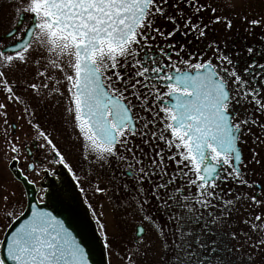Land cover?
<instances>
[{"label": "snow or ice", "instance_id": "obj_1", "mask_svg": "<svg viewBox=\"0 0 264 264\" xmlns=\"http://www.w3.org/2000/svg\"><path fill=\"white\" fill-rule=\"evenodd\" d=\"M22 3L17 23L7 33L13 41L0 44V67H11L14 61L26 64L34 50L56 57L49 66L62 72L69 85L68 111L83 141V159L93 157L90 163L110 169L115 165L113 178L119 172L120 179L130 181L123 188L133 193L131 203L144 221L155 220L153 201L157 213L168 214V231L154 225L165 237L162 264H264V199L259 198L264 185L245 178L243 157L249 138L264 143V52L252 46L243 50V58L223 52L210 25L223 23L231 29L233 22L218 15L205 20V11L215 14L217 9L204 0ZM247 23L255 28L264 19ZM260 40L264 42V36ZM193 41L200 47L189 51ZM38 76H45V71H38ZM16 87L0 71V92L6 101L21 102ZM26 87L40 90L36 83ZM24 113L32 115L27 107ZM0 120L14 129L4 102ZM28 123L43 141L37 151L54 155L49 163L62 165L75 179L72 166L49 135L31 120ZM18 140L8 141L13 161L21 152ZM43 162L33 157L27 167L35 171ZM251 162L260 164L255 151ZM229 182L262 191L242 196L228 189L234 199H225L223 186ZM14 195L0 197L2 220L8 221L0 225L5 233L0 264H91L87 241L78 239L46 206L31 203L18 215L9 211L20 203L9 199ZM241 200L253 205V211L260 210L241 222L249 231L238 233L231 227L223 235L219 227L214 231ZM103 229L101 224L103 250L110 252ZM144 231L142 226L137 229L138 243L143 242ZM241 235L243 246L231 243L239 242ZM134 255L127 257L128 264H135Z\"/></svg>", "mask_w": 264, "mask_h": 264}, {"label": "rangeland", "instance_id": "obj_2", "mask_svg": "<svg viewBox=\"0 0 264 264\" xmlns=\"http://www.w3.org/2000/svg\"><path fill=\"white\" fill-rule=\"evenodd\" d=\"M204 2L217 9L215 14L210 11L203 13L212 15L213 19L216 15L229 17L232 21L245 20L246 23L251 19H264V0H204ZM18 7H23L22 0H0V44H10L14 39L11 37L3 38L2 36L13 29V25L17 23ZM27 22L26 19L25 23ZM216 25L221 30L224 24ZM262 27L264 28V24H262ZM17 32H19V29ZM37 59L40 60L38 65L35 63ZM55 59L56 57L49 56L43 49L34 50L29 53L26 64H19L14 61L11 67H0V71L4 72L9 83L17 85L14 91L21 98L20 103L8 102L5 100V94L0 92V102L7 104L9 124L15 125L13 129L4 125L0 120V197L4 194L15 193L14 196H9V199L20 201V203L15 204L14 208L9 207L8 210L15 211L17 215L20 211H23L26 201L24 190L8 169V164L14 155L8 141L15 137L19 138L18 146H21L19 161L22 168L27 170L29 160L24 149L25 146H31L32 141L37 142V144L43 142L37 138L35 128L29 125L28 121L31 120L32 125H39L40 129L49 135L56 147L65 156L66 162L72 166L75 177L81 184L84 194L92 204L94 213L100 220V224H97L98 232H100V225H104L103 231H106L111 242V251H107L108 262L110 261L111 264H128L127 257L135 253L133 256L135 264H148L147 261L142 259L145 240L142 243H138L139 240H137L135 243L129 235L131 230L134 235L135 225L115 223V212L110 202L105 200L109 195L106 182L104 180L94 181L89 179L90 176H87L83 171L84 166L86 167V164L90 163V159L88 161L83 159V142L78 146H65V80L62 72L49 66L51 61ZM38 71H45V76H38ZM48 77H51V79L46 81ZM33 83L40 86L39 92H33L31 88L26 87ZM45 83L48 85L47 88L42 87ZM60 93H63V95ZM56 102H58V106L61 105L62 107H59V115L55 119L56 123L52 124L50 118L47 115L45 116L42 106L49 103L53 104L55 109ZM26 107L32 115L24 113ZM5 129H7V137L5 136ZM32 151H34L33 155L38 161H44L35 171L28 172L31 180L37 183L42 178L44 169L54 170L57 164L49 163V161L54 160L51 153L38 152L37 148ZM97 187L102 191H96ZM3 216L4 201L0 199V225L8 223V221L2 220ZM130 226L132 227L131 230L129 229ZM123 231L124 233H121ZM3 233L0 232V239H2ZM133 238H135V235ZM155 247L158 246L155 245Z\"/></svg>", "mask_w": 264, "mask_h": 264}, {"label": "flooded vegetation", "instance_id": "obj_3", "mask_svg": "<svg viewBox=\"0 0 264 264\" xmlns=\"http://www.w3.org/2000/svg\"><path fill=\"white\" fill-rule=\"evenodd\" d=\"M209 17H213L209 14H203V18L205 20H208ZM229 19V17H227ZM26 20V19H25ZM232 21V20H231ZM233 27L231 29H227L225 25L222 26V29L219 30L217 28V25H210L211 33L212 35L217 39V42L220 45V48L223 52L226 54H230L233 56H236L237 54L240 55L241 58L244 57L243 50L248 47L252 46L254 49H259L260 51L264 52V42H261L260 37L264 36V28L261 26L251 28L249 24L245 22V20H239V21H232ZM177 39H180L178 36ZM189 40L192 38L189 37ZM183 42V41H181ZM198 46L195 41H193V44L191 47H189V51H196L198 49ZM204 52H207L209 56H211V52H208L206 48L203 49ZM175 58V57H174ZM262 62H264V58H262ZM49 79L47 78L46 81ZM69 85L65 81V146H75L80 145L83 141L79 139V133L78 130L75 128V122L74 117L72 114L69 113L68 109L70 107L69 102V93L67 91ZM46 99V98H45ZM57 106V107H56ZM59 107H62L61 105L58 106V102L55 103V109L53 104L45 103L42 106V109L44 108L45 116L47 115L51 123H56V118L59 115ZM48 125V124H46ZM15 126V125H14ZM254 132H257V129H253ZM254 138H249L247 141V144L243 146V157H244V163L247 165L246 169V176L245 178L251 181H256L257 183L264 185V143H254ZM37 142L32 141L31 146H25V151L28 156V164L33 163V155L32 150L36 149ZM31 148V154H29L28 149ZM255 151L257 153V159L260 160V164L252 163V152ZM33 156V157H32ZM36 158V157H35ZM55 158V157H53ZM90 161H93L94 158L90 157ZM37 160V158H36ZM38 161V160H37ZM18 166L21 168V170L25 173L32 172L28 169L24 170L20 164V161L18 159ZM57 168H59L57 166ZM43 170V176L42 178L37 182L39 185L40 183L47 182V179L49 176H55L58 177V170ZM115 169V165L110 169L108 166L101 167L100 165L96 163H87L86 167L84 166L83 171L87 176H90L89 179H92L94 181L96 180H104L106 182V185L108 187L109 195L105 199L106 201L110 202V205L112 209L115 212V223L116 224H134V235L132 233V227L130 226V232L129 235L132 237L131 240H133L135 243L137 240H139V236L137 234V229L142 226L144 228L143 233V240L145 242L143 243L144 246V253L142 254V259L144 261H147L148 264H162V260L164 258V243L165 237L163 234L159 233V227H163L164 231H168L169 225L167 223L168 221V214L166 212H159L156 211V204L153 201L151 204V215L155 217V220L153 223H149L147 221H144L142 219L143 213H141L137 206L134 203H131L133 198V193L126 192L123 188V185L125 183H129L130 181L127 178L120 179V173L116 172L115 176L116 179L113 178V171ZM65 173H68L74 180L76 187L80 193L81 199L86 204L87 208L90 210L91 216L95 222V224H100V220L98 219V216L94 213L92 209L91 202L88 201L86 194H84V190L81 187V184L78 182V179L73 177V174L70 173L65 168ZM31 179V178H30ZM225 190V199H234V197H230L227 195V190L231 189L233 192L244 195L249 194L252 192H260L262 189L260 188H254L249 189L247 187L243 186H237L233 182H229L228 184L224 185ZM42 194V190L40 191ZM41 194L39 196L41 197ZM261 199H264V195L259 197ZM253 205H251L247 200H241L239 203L235 205L234 208H232L231 215L226 212L225 217L227 218V222L223 224V226H215L214 231L216 228H221L220 234L223 235L228 231V228L231 227L232 231L235 232H248L249 229L242 224L241 222L247 218L250 214L252 216L256 215L257 212L260 210L257 209L256 211H253ZM119 219V220H118ZM154 225L159 227H154ZM121 233H124L121 232ZM251 234V233H250ZM124 236V235H123ZM253 240H255L257 237L255 234H252ZM170 239V238H169ZM232 244L236 245L237 247H241L245 244V237L240 236L239 242L237 241H231ZM155 245L158 247L156 248ZM154 246V247H152ZM243 251H250L248 249H242ZM256 255V253H253ZM239 255V254H238Z\"/></svg>", "mask_w": 264, "mask_h": 264}, {"label": "water", "instance_id": "obj_4", "mask_svg": "<svg viewBox=\"0 0 264 264\" xmlns=\"http://www.w3.org/2000/svg\"><path fill=\"white\" fill-rule=\"evenodd\" d=\"M8 169L24 189L25 206L31 203L46 206L54 215L60 216L65 221L66 226L70 228L73 234L77 235L78 239H81L82 242L87 241L85 247L86 250H89L91 264H108L106 251L103 250V242L96 225L81 199L74 180L68 173H65V168L62 165L59 166L58 177L49 176L47 182L40 183L39 186H36L33 182H28L30 180L18 167L17 161L11 160ZM25 176L27 180L24 179ZM41 189H44L42 201L38 198ZM45 192H47V195H45ZM4 235L5 233L2 239ZM2 251L3 249L0 248V254H2ZM102 251L104 252L103 256Z\"/></svg>", "mask_w": 264, "mask_h": 264}]
</instances>
